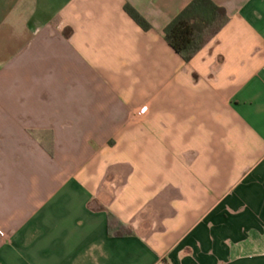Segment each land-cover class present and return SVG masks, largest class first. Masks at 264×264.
I'll list each match as a JSON object with an SVG mask.
<instances>
[{
	"label": "crops",
	"instance_id": "crops-1",
	"mask_svg": "<svg viewBox=\"0 0 264 264\" xmlns=\"http://www.w3.org/2000/svg\"><path fill=\"white\" fill-rule=\"evenodd\" d=\"M190 1L0 0V264H264V0Z\"/></svg>",
	"mask_w": 264,
	"mask_h": 264
},
{
	"label": "trees",
	"instance_id": "trees-1",
	"mask_svg": "<svg viewBox=\"0 0 264 264\" xmlns=\"http://www.w3.org/2000/svg\"><path fill=\"white\" fill-rule=\"evenodd\" d=\"M124 12L143 31L149 23L129 4ZM228 22L223 7L211 0H191L163 29L165 42L184 62L190 61ZM112 217L109 215L108 220Z\"/></svg>",
	"mask_w": 264,
	"mask_h": 264
}]
</instances>
